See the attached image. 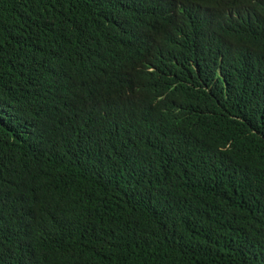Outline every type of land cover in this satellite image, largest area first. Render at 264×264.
Instances as JSON below:
<instances>
[{
  "label": "trees",
  "instance_id": "16d2710c",
  "mask_svg": "<svg viewBox=\"0 0 264 264\" xmlns=\"http://www.w3.org/2000/svg\"><path fill=\"white\" fill-rule=\"evenodd\" d=\"M35 256L264 264V0H0V264Z\"/></svg>",
  "mask_w": 264,
  "mask_h": 264
},
{
  "label": "clouds",
  "instance_id": "9594fccd",
  "mask_svg": "<svg viewBox=\"0 0 264 264\" xmlns=\"http://www.w3.org/2000/svg\"><path fill=\"white\" fill-rule=\"evenodd\" d=\"M206 21H202L197 25H202ZM201 42H206L208 45L215 49L212 57L210 58L209 62L218 68V57L216 55V50H219L220 41L219 38H214L211 35H203L199 38ZM102 58L110 62L114 65L127 69L133 76L132 80L125 86L121 87L116 96V103L115 106L118 105H125L127 99L130 96H134L136 98H143L141 96L139 86L144 82V76L140 74V72L144 69H148L151 72L152 67H142L141 62L145 56V50L142 48L141 44L139 43L138 39L132 44L131 47H124L118 44H112L106 46L101 50ZM156 70L160 68L154 67ZM136 69H139L137 71ZM164 70V69H161ZM163 77L167 80L176 81L175 77L170 74L167 70H164ZM178 89V86H171L166 92L175 91ZM159 90H156V92ZM165 92V90H162ZM144 99V98H143ZM148 99V98H147ZM76 106L85 109L86 112L90 113L89 105L83 102H75ZM105 113L103 108L98 107V115L101 116ZM33 261L37 263L38 261L40 264H45L43 259H38L37 256L33 257Z\"/></svg>",
  "mask_w": 264,
  "mask_h": 264
}]
</instances>
